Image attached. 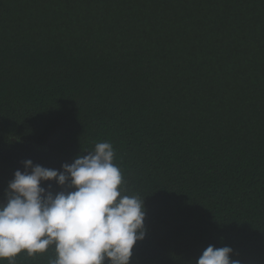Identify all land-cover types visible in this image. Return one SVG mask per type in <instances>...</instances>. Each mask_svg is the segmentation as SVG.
<instances>
[{"label": "trees", "instance_id": "obj_1", "mask_svg": "<svg viewBox=\"0 0 264 264\" xmlns=\"http://www.w3.org/2000/svg\"><path fill=\"white\" fill-rule=\"evenodd\" d=\"M105 141L147 210L131 264H264V0H0V201Z\"/></svg>", "mask_w": 264, "mask_h": 264}, {"label": "clouds", "instance_id": "obj_2", "mask_svg": "<svg viewBox=\"0 0 264 264\" xmlns=\"http://www.w3.org/2000/svg\"><path fill=\"white\" fill-rule=\"evenodd\" d=\"M114 159L105 141L62 170L22 161L0 201V261L15 264L21 252L34 256L52 246L50 264H131L134 246L147 234V210L144 199L122 194ZM233 253L231 246L209 245L196 264H241Z\"/></svg>", "mask_w": 264, "mask_h": 264}]
</instances>
